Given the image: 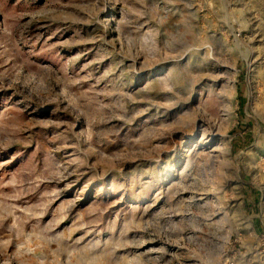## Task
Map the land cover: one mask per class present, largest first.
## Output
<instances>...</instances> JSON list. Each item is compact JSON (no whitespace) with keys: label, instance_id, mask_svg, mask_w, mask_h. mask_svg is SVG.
I'll list each match as a JSON object with an SVG mask.
<instances>
[{"label":"rangeland","instance_id":"obj_1","mask_svg":"<svg viewBox=\"0 0 264 264\" xmlns=\"http://www.w3.org/2000/svg\"><path fill=\"white\" fill-rule=\"evenodd\" d=\"M0 264H264V0H0Z\"/></svg>","mask_w":264,"mask_h":264},{"label":"bare ground","instance_id":"obj_2","mask_svg":"<svg viewBox=\"0 0 264 264\" xmlns=\"http://www.w3.org/2000/svg\"><path fill=\"white\" fill-rule=\"evenodd\" d=\"M193 138V137H192ZM189 172V171H188Z\"/></svg>","mask_w":264,"mask_h":264}]
</instances>
